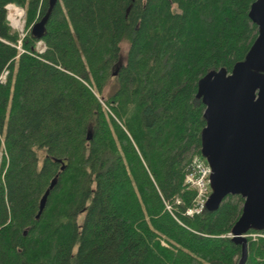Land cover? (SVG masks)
<instances>
[{"label": "trees", "instance_id": "16d2710c", "mask_svg": "<svg viewBox=\"0 0 264 264\" xmlns=\"http://www.w3.org/2000/svg\"><path fill=\"white\" fill-rule=\"evenodd\" d=\"M254 1L58 0L37 40L48 0H0V264L239 263L244 200L187 216L184 177L203 158L198 83L245 61ZM245 235V264H264V229Z\"/></svg>", "mask_w": 264, "mask_h": 264}, {"label": "water", "instance_id": "95a60500", "mask_svg": "<svg viewBox=\"0 0 264 264\" xmlns=\"http://www.w3.org/2000/svg\"><path fill=\"white\" fill-rule=\"evenodd\" d=\"M57 1L48 0L45 15L32 26L30 33L37 40L43 38ZM248 17L257 25L258 37L245 61L236 64L230 74L221 69L198 83L206 121L201 154L212 171V194L206 207L216 209L228 196L244 200L231 230L232 241L242 245L238 264L246 262V232L264 229V0L251 4ZM90 137L88 133L87 140ZM48 193L39 202L36 218Z\"/></svg>", "mask_w": 264, "mask_h": 264}, {"label": "built area", "instance_id": "2783aa9c", "mask_svg": "<svg viewBox=\"0 0 264 264\" xmlns=\"http://www.w3.org/2000/svg\"><path fill=\"white\" fill-rule=\"evenodd\" d=\"M6 10V21L9 28L17 34L22 33L23 24L21 18L23 17V10L14 6L13 4H8L5 7ZM24 36H22L23 38ZM18 41V49L20 50L21 39ZM39 41L38 44H41ZM46 47H42V50L38 51L35 46V51L38 53H43ZM211 168L207 163L205 158L200 156H193L187 168V172L184 177V186L189 191H194L195 196L193 199V204L191 208H188L185 212L187 216H193L201 213L212 194L211 188ZM176 203L179 204V199H176ZM167 210H170L169 206H166Z\"/></svg>", "mask_w": 264, "mask_h": 264}, {"label": "rangeland", "instance_id": "374dc122", "mask_svg": "<svg viewBox=\"0 0 264 264\" xmlns=\"http://www.w3.org/2000/svg\"><path fill=\"white\" fill-rule=\"evenodd\" d=\"M14 6H16V5H14ZM16 7H18V6H16ZM18 8H21V7H18ZM21 9L23 10V17L21 18V22L23 24V31H22V33H19L18 34V38L19 39L22 38V36L25 37V35L27 33V30H28V29L26 30V28H25V11H24L23 8H21ZM29 30H31V27L29 28ZM35 46L37 47V50L40 51V50H42V47H45V44L43 42H41V44H38V42H37ZM120 47H121V58L124 60L125 59L126 52H127V49H128V45H127V43H123V44H121ZM5 78H6V73H3V75L0 77V79H1L2 82H4L5 81ZM104 108H105L106 111H108V109L105 106H104ZM38 155H39V158L41 160L42 157L44 156V152H42V151L41 152H38ZM81 220H82V217L79 218V221L80 222H81ZM251 236L255 237V235H251ZM162 245L164 247H167L164 243Z\"/></svg>", "mask_w": 264, "mask_h": 264}]
</instances>
